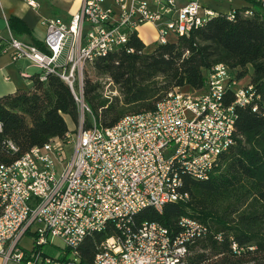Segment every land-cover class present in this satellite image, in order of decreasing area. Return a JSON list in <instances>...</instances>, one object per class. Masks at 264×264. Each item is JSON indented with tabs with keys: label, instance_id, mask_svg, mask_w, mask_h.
Instances as JSON below:
<instances>
[{
	"label": "built area",
	"instance_id": "1",
	"mask_svg": "<svg viewBox=\"0 0 264 264\" xmlns=\"http://www.w3.org/2000/svg\"><path fill=\"white\" fill-rule=\"evenodd\" d=\"M253 2L264 8V0ZM28 3L36 6L33 0ZM236 9L246 16L253 13V5L220 12L205 0H80L68 20L42 19L45 49L9 32L0 36V54L28 58L42 81L48 74L58 76L80 111L89 112L83 100L87 67L124 46L130 34L139 36L140 26L152 24L159 45L189 36L219 13L232 19ZM233 70L216 64L202 90L172 89L153 110L126 114L111 126L92 117L87 127L81 120L63 137L33 146L10 164L0 163L3 264H67L77 257L83 239L108 223L117 235L101 244L92 264H190L191 247L210 232L209 222L185 215L171 230L156 221L135 226L132 217L146 207L161 211L166 203L187 202L182 176L207 179L219 166L235 141L234 105H252L255 111L259 98L248 83L237 86ZM100 79L105 97L120 96L110 77ZM229 91L232 103L226 102ZM5 144L17 150L11 140ZM28 232L33 239L25 249L21 239ZM55 238L64 244L60 256L43 249ZM230 244L238 254L245 249L233 237Z\"/></svg>",
	"mask_w": 264,
	"mask_h": 264
},
{
	"label": "trees",
	"instance_id": "2",
	"mask_svg": "<svg viewBox=\"0 0 264 264\" xmlns=\"http://www.w3.org/2000/svg\"><path fill=\"white\" fill-rule=\"evenodd\" d=\"M240 10L236 9L232 19L219 13L189 36L174 37L148 51L132 33L124 46L95 58L91 68L100 77H110L120 96L105 97L99 78L84 80L83 100L89 108L85 115L111 126L126 114L153 110L172 89L202 90L216 64L236 69L238 80L248 75V84L259 96L254 101L257 109L234 105L235 141L219 166L207 179L182 176V190L189 193L187 202L166 203L161 211L146 207L132 217L135 226L156 221L171 230L177 229L179 218L185 215L209 222L210 232L191 247L190 264H264V8L253 2L251 15ZM7 21L15 34L30 33L23 19L12 15ZM33 45L41 47L37 40ZM226 102H234L232 91ZM79 116L67 83L54 74L44 81L39 73L31 76L27 89L0 97V163L10 164L33 146L63 137L69 130L66 117L77 123ZM90 125L86 120L85 126ZM7 140L15 144L16 151L9 150ZM116 235L115 225L108 223L103 231L86 236L77 257L67 264H92L101 244ZM230 237L244 251L231 250Z\"/></svg>",
	"mask_w": 264,
	"mask_h": 264
},
{
	"label": "crops",
	"instance_id": "3",
	"mask_svg": "<svg viewBox=\"0 0 264 264\" xmlns=\"http://www.w3.org/2000/svg\"><path fill=\"white\" fill-rule=\"evenodd\" d=\"M33 1L36 3V6L30 5L28 3V0H0V36L6 37L10 32L14 36L27 43L34 44V40H37L41 46L40 48L45 49L44 44L42 42L45 36V26L42 22L44 16L42 14V11L38 8L39 0ZM205 1L206 5L216 10H219L218 6L222 5L220 2H225L223 4H225L226 7H224L223 10H220L222 12H226L230 8H245L250 5H253L248 0ZM79 2L80 0L78 1V4L76 5L75 9L73 11H70L69 18L71 14L75 12L78 8ZM12 15L19 17L25 21V24L27 25L30 32L29 34H15L9 28L7 20ZM69 18L63 20H68ZM145 25H150L155 31V28L152 24ZM233 71L237 70L234 69ZM37 73H40V70L34 64H32V62L28 58L22 57L14 60L7 54H0V97L5 94L13 93L18 89H27L31 85V76ZM189 89L190 88L188 87L182 88V90L184 91H188ZM22 247L25 248L24 246ZM0 264H3V259L1 256Z\"/></svg>",
	"mask_w": 264,
	"mask_h": 264
},
{
	"label": "rangeland",
	"instance_id": "4",
	"mask_svg": "<svg viewBox=\"0 0 264 264\" xmlns=\"http://www.w3.org/2000/svg\"><path fill=\"white\" fill-rule=\"evenodd\" d=\"M79 0H39L38 8L42 11V14L45 19L47 18H53V17H59L62 19H67L69 18V13L70 11H73L78 4ZM226 1H231V0H226ZM236 1V0H235ZM108 2H105L107 4ZM222 5L218 6L219 10H223L224 7H226L225 2H220ZM256 6V5H255ZM222 12V11H220ZM138 33L140 35L141 40L145 44V49L144 51L151 50L155 47V38H156V32L150 25H142L138 28ZM236 71H233V73ZM85 77H90L94 80L99 78H104L105 76H99L96 74V72L91 68V66L87 67V70L84 74ZM249 81L248 75H245L243 78H239L237 86H242L245 85ZM104 91V90H103ZM87 111V110H86ZM88 112V111H87ZM81 120H88L91 122L92 116L85 115L84 111H80V116L78 119V123ZM66 121L68 124L69 130H73L74 126H77L78 123H73L72 120H70L68 117H66ZM33 239V235L31 233H26L22 239H21V245L24 246L25 248L29 249L31 248V242ZM43 249L46 253L52 255V256H60L64 253L65 248L63 242L55 238L51 243H47L43 246ZM253 262H250L249 264H252Z\"/></svg>",
	"mask_w": 264,
	"mask_h": 264
}]
</instances>
